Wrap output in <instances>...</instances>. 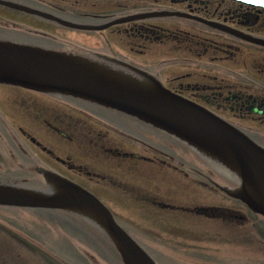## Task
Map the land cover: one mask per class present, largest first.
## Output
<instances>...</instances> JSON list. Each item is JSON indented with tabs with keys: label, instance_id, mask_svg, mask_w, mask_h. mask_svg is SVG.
<instances>
[{
	"label": "flooded vegetation",
	"instance_id": "flooded-vegetation-1",
	"mask_svg": "<svg viewBox=\"0 0 264 264\" xmlns=\"http://www.w3.org/2000/svg\"><path fill=\"white\" fill-rule=\"evenodd\" d=\"M0 42L76 58L139 83L154 81L264 149V0H0ZM14 89L25 95L22 107L41 130L39 136L22 133L53 166L36 168L49 189L47 174L82 188L113 215L120 207L163 225L191 218L240 236L237 244L254 241L249 235L261 229V217L231 196L240 184L217 160L95 103ZM182 226L187 235L189 223ZM174 227L140 241H188ZM18 228L0 226V242L19 246L15 254L0 255V264H79L64 256V243L59 253L48 239ZM244 257L264 264V253ZM172 260L207 261L193 255Z\"/></svg>",
	"mask_w": 264,
	"mask_h": 264
},
{
	"label": "water",
	"instance_id": "water-1",
	"mask_svg": "<svg viewBox=\"0 0 264 264\" xmlns=\"http://www.w3.org/2000/svg\"><path fill=\"white\" fill-rule=\"evenodd\" d=\"M0 91L84 99L151 125L221 163L240 186L231 196L264 219V149L206 110L155 83H139L88 62L37 48L0 42ZM30 190L0 185V207L58 210L95 223L124 264H155L94 196L47 174ZM237 182V183H238Z\"/></svg>",
	"mask_w": 264,
	"mask_h": 264
},
{
	"label": "rangeland",
	"instance_id": "rangeland-1",
	"mask_svg": "<svg viewBox=\"0 0 264 264\" xmlns=\"http://www.w3.org/2000/svg\"><path fill=\"white\" fill-rule=\"evenodd\" d=\"M24 103L25 95L21 91H0V185L30 190V184H41L40 175L36 172L37 164L41 162L44 166L52 164L24 138L23 131L35 136L41 134L40 129L33 128L34 123L30 121V113L22 107ZM224 172L227 177L229 171L225 169ZM226 177L225 182H227ZM177 187L178 185L172 186L171 189ZM196 190L195 186H192V193ZM115 211L114 217L118 224L128 229L139 240L141 246L156 260L157 264H171L172 258L179 255L197 256L200 261L207 260L204 261L208 262L207 264H226V261L231 260L238 261L230 264H249V262L241 261L246 259L245 255L264 253L262 240L264 221L261 218L258 220L262 223L259 224L261 229L256 230L258 227H255V232L251 229L252 233L249 236L254 241L248 244L244 242L237 244L234 238H240V236L228 234L227 230L220 232L217 225L205 224V221L191 218L186 220L176 218L170 221L175 225L176 235L179 232L188 241L179 240L178 243L152 246L143 244L140 237L156 235L158 230H164V227L171 223L163 225L160 224L159 219L155 222L149 221L148 217L151 215L140 210L127 211L119 207ZM127 221H132L133 225H126ZM186 222L191 227L190 230L186 229L189 232L187 235L182 226ZM142 223L145 224V229L140 228ZM0 226L4 228L12 226L14 227L12 231L18 230L20 226L21 229H30L34 237L48 239L49 248L55 246L60 248L59 244L64 243L65 249L62 252L74 263L76 261L79 264H123L108 237L75 213L0 207ZM165 235L173 237L171 234ZM3 236L0 235V238ZM7 236L11 239V235ZM243 236L244 234L241 238ZM72 244L75 246L73 247ZM13 247L9 242H0V255L17 253L19 246H16L17 249ZM67 254L70 257H67ZM236 255L241 257H235Z\"/></svg>",
	"mask_w": 264,
	"mask_h": 264
},
{
	"label": "bare ground",
	"instance_id": "bare-ground-1",
	"mask_svg": "<svg viewBox=\"0 0 264 264\" xmlns=\"http://www.w3.org/2000/svg\"><path fill=\"white\" fill-rule=\"evenodd\" d=\"M94 225H95V227H97V229L100 231V232H102L103 230H101V228L98 226V225H96L95 223H93ZM103 234H105L104 232H102ZM106 235V234H105Z\"/></svg>",
	"mask_w": 264,
	"mask_h": 264
}]
</instances>
